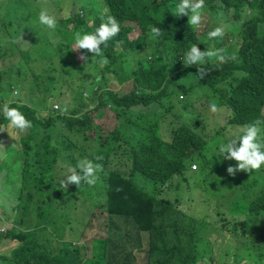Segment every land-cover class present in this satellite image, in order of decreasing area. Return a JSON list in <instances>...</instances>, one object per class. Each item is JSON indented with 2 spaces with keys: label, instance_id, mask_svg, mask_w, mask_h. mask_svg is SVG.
Returning a JSON list of instances; mask_svg holds the SVG:
<instances>
[{
  "label": "trees",
  "instance_id": "1",
  "mask_svg": "<svg viewBox=\"0 0 264 264\" xmlns=\"http://www.w3.org/2000/svg\"><path fill=\"white\" fill-rule=\"evenodd\" d=\"M50 1L54 0H24L22 4L17 0H0V56L4 58L0 65V126H8L19 134L18 138L12 137L16 141L7 147L6 157L3 158L0 153V160L4 161L0 162V166L6 169L5 166L23 160L21 183L16 195V215L4 213L14 226L0 230V246L6 241L16 246L10 252L0 254V264L107 263L106 247L101 254L93 257L98 260L97 263H88L89 260L84 259L83 245L75 246L73 251L62 250L55 247V243H59L56 241L52 250L49 245L53 246V242L45 236L49 226L56 224L52 210L57 212L56 217L63 214L56 203L61 200L58 195L66 188L60 184L61 189H57L56 181L60 180L57 167H61V162L75 166L85 158L102 165L103 169L95 186L96 195L105 197V203L99 206L94 219L105 214L113 224L114 216H123L132 219L140 231L149 232L142 250L148 253V264L217 262L218 259L212 257L213 253L231 255L234 262L253 259V255L262 258L264 239L259 241L262 246L258 247L255 240L251 245L238 249L237 244L241 236L251 240L253 220L264 222V166L252 173L238 171V177L234 179L227 173V168L234 166L236 161L220 160L214 157V152L220 143L227 141L223 131L228 124L242 127L262 115L264 0H205L202 13L210 16L208 23L213 29L222 27L225 31L221 42L208 40L206 34L197 35L196 26L188 25L187 15L177 17L173 14L181 0H99L105 9L89 15L76 1L68 0L72 11L69 16L60 19L61 26L55 34L59 39L54 41L52 49V40L47 35L39 36L36 45L33 48L31 45L32 49H29L27 20L24 24L22 21L32 20V14L34 19H39L40 11L47 10L55 17L56 28L58 17L42 7ZM34 4L40 8L38 13L33 11L28 16L23 12L27 6L32 10ZM243 9L249 10L245 16L242 15ZM105 10L118 20L121 32L109 40L106 47L101 45L100 56L80 49L87 60L82 59L83 63L79 64L76 51H72L75 35L78 32H95ZM227 14H232V19H226L224 15ZM132 23L139 29L134 38L129 36ZM220 23L222 26H217ZM153 25L163 30L159 38L151 37L150 26ZM7 34L12 39L7 38ZM228 34L232 36V41L226 42ZM13 40L16 42L15 51L6 49ZM193 44L201 51H207L208 45L214 49L223 48L225 55L236 53L237 60L223 65L214 60L207 62L203 67L208 73L200 79L196 66L183 65L182 59ZM143 47L151 53V60L138 64L133 54ZM63 51L74 58L72 67H58L56 64L57 54ZM102 57L108 58L107 65L99 62ZM129 57L133 58L128 60ZM238 72L247 75L238 78L234 75ZM19 74L24 76L22 81L27 89L35 86L37 91L47 90L39 107L21 102L19 97L14 96L10 82L4 81L5 78H17ZM111 75L121 85H128L129 91L115 89L111 85ZM56 81H67L72 96L78 95L74 108L62 104L60 109H53L50 98L63 94L62 90L57 89L54 93L49 89ZM196 84L207 87L219 106L226 108L227 112L222 117L223 128L214 136V139H220L219 142L208 148L210 142L208 144L199 131L204 124L200 126L197 121L180 122L171 128V133L168 132L164 140L160 132L152 134L150 130H147L150 137L144 141L136 139L142 136V132L133 123L144 117V108L156 104L160 113L164 114V110L172 108L160 107L164 97L173 92L187 95V90L183 91V88L192 89ZM3 86L8 90L4 92ZM7 94L15 99H6ZM6 104L18 108L32 122V127L23 133L11 128L2 111ZM65 107L67 112L62 114ZM183 110L187 112L188 106H184ZM184 111L179 110L175 115L180 117ZM113 112L119 121L123 119L113 129L118 144L101 162L98 157L101 146L96 145L92 149L87 146L89 132H99L100 117ZM64 114L79 116L66 119ZM153 126L157 123L154 122ZM261 129V139H264V124ZM3 140L0 136V144ZM120 156L124 157L123 166L127 173L113 166ZM208 159L216 167L211 173L213 180L208 179L209 175L201 179L205 184L204 190L216 200L209 221L206 220L209 215L206 211L202 215H194L189 209H182V202L190 197L191 164L195 162L202 168L207 165ZM218 172H224L225 179L219 178ZM141 178L144 181L142 184L137 182ZM87 190L94 194L92 186L88 185ZM3 222L0 215V224ZM208 222L211 224L210 233L206 229ZM258 229L264 232V227ZM230 233L231 237H228ZM96 237L103 239L100 233ZM106 242L104 239L100 244ZM115 259L110 264H115ZM220 259V264H228L223 257Z\"/></svg>",
  "mask_w": 264,
  "mask_h": 264
},
{
  "label": "rangeland",
  "instance_id": "2",
  "mask_svg": "<svg viewBox=\"0 0 264 264\" xmlns=\"http://www.w3.org/2000/svg\"><path fill=\"white\" fill-rule=\"evenodd\" d=\"M18 3H24V0H17ZM76 1L83 9L86 11V15H89L91 13H97L101 12L105 9V6L99 1V0H73ZM49 4L42 7L44 9H49V11L53 12L58 17V25L55 29H48L46 26L41 25L39 23V19H34V16L32 14V20L24 19L22 23L27 20V34H26V41L29 42V49H32L36 45V41L39 38V36L43 37L47 35L50 40H52L51 43V49L53 47V43L56 38V33L58 28H60L61 23L60 19L65 18L71 14L72 8L70 7V1L68 0H54L48 2ZM29 11H31L28 8ZM40 8L34 4L33 11L39 12ZM242 15L245 16L247 13H249L248 9H243ZM234 11V10H232ZM235 12V11H234ZM36 15V14H35ZM226 19H232V14L224 15ZM210 16L208 14L202 13V21L201 24L196 26V34L197 35H204L209 31H211L213 28L211 27L210 23H208V19ZM34 19V20H33ZM24 26V25H23ZM217 26H222V24H218ZM37 31V32H36ZM136 31H139L136 24L132 23V32L129 34L131 38H134L136 36ZM82 34V33H81ZM228 39H226V42L232 41V36L228 34ZM9 39H12L10 35L7 34L6 36ZM224 37V36H223ZM222 38H215L211 41L215 42H221L223 40ZM147 40L150 41V38L148 37ZM75 43V39L73 41ZM15 41L13 40L12 43H8V47L6 49L11 50L13 49L15 45ZM32 45V48H30ZM208 49H213L212 45L207 46ZM77 53V62L79 64L83 63V60L81 59V52L80 49L76 50ZM147 56H150L151 53L146 51ZM5 55V54H4ZM136 56L138 57V64H142L144 57L143 52L136 53ZM134 57V54H133ZM133 57H129L128 60H131ZM3 56H0V65L3 62ZM57 65L58 67H72L75 63L74 58L71 57L66 51H63L62 54L58 55L56 57ZM111 85L119 91L128 92L129 86H124L119 83V81L113 76ZM120 77V76H119ZM21 79H24V76L19 74L17 78L12 77V79L4 81H9L11 84V88H14V90L18 93H14V96H17L20 98V101L23 103H29L30 105H33L35 107H39L42 104V101L45 99V93L40 92L36 90L35 86H30V89H27V86H24L25 84L21 81ZM4 87V92L7 91V87ZM33 89V90H32ZM49 89L53 91L54 93L57 91V89L62 90L63 94L60 97H51L50 103L53 106V109L55 110L54 106H58L57 108L60 109L62 104H65L67 108H74L75 106V99H78V95L72 96L71 90L67 88V81H56L52 85L49 86ZM187 90L188 94L183 95L182 93L179 95L174 94V92L171 95H168L165 98L164 103L159 104L161 108L163 106H169L170 111H165L164 114L160 113L158 107L156 104L151 105L148 108H144V117H141V120H137L133 123V125L141 128L138 129L142 132L141 137H136L139 141H144L148 137H150V134L147 130H150V132H160L162 139L164 140L167 137L168 132L171 133V128H174L175 126H178L180 122H198L201 126V124H204L199 131L203 133L204 139L208 141V144L210 142V145L208 148L213 147L217 142L220 141V139H214L215 133L218 130H221L223 128V122L222 117L227 112L225 107H220L218 100L214 97L213 94L210 93V90L207 87L198 86L197 84L195 86L188 89H184L183 91ZM32 95V98L29 99ZM12 97V99H15V97ZM184 96V97H183ZM12 100L8 94L6 99ZM182 98L184 100H182ZM29 99V100H28ZM163 99V98H162ZM28 100V101H27ZM215 102L218 106V110L216 112H212L210 110V104ZM184 106H188V111L185 112L183 110ZM56 109V110H58ZM179 110H182V114L180 113V117H177V112ZM129 115H133L134 117H137L138 114L136 113H130ZM66 116V119L71 117V119H76L79 115H71V114H64V118ZM115 118V119H114ZM260 120H264V108L262 111V115L259 118ZM173 120V121H172ZM123 121V119H122ZM116 117V115L113 113H107L105 116H101L100 120L98 121L100 125L99 132L97 131H90L89 137L90 141L87 142V146L90 147V149L94 148L96 145L101 146V149L99 151L98 157L100 158V161L102 162L105 157L112 152V150L117 147L118 139L115 138L116 132L113 131V129L119 125L120 122ZM157 123V126H153V123ZM169 122V123H168ZM172 123V124H171ZM173 125V126H172ZM7 127L8 126H4ZM159 131H158V129ZM152 128V130H151ZM241 128V126L232 127L229 124L224 128L223 133L225 134V139L227 140L229 137H231L233 134L237 133L238 130ZM8 132L6 131H0V136L4 138L2 145L0 146V153L3 154V158L6 157V150L7 147L12 143L15 142L13 138H18L19 134L15 131L8 128ZM129 131V128H128ZM7 134V137H6ZM10 137L9 140L8 138ZM13 137V138H12ZM95 138H98L96 141ZM264 141V139H262ZM94 152V151H92ZM75 154V152H74ZM76 155V154H75ZM208 155H210L208 153ZM126 157L125 155H123ZM120 156L117 157L116 160L113 163V166L116 169L125 170L124 164V157ZM63 157H65V154H63ZM222 160V159H220ZM0 162H4L3 160H0ZM230 162V161H229ZM107 163V160L106 162ZM23 165V160L20 159L19 161L15 162L13 165L5 166L6 169H3V167L0 166V215L3 217L4 222L0 224V230H5L8 227L14 226L13 221L11 219L6 218L4 213H7L11 216L16 215V209L15 206L17 204V197L20 187V176H21V168ZM61 167H57V171L59 173V178L66 179L64 177L67 174H70L69 169L74 167L69 165V163H60ZM263 167V166H262ZM215 164H212L209 159L207 162V165L205 167L199 168L197 166V163L193 162L191 164V171L189 175V195L190 197L182 202V209L185 211V209H189L192 214L194 215H202L205 211L209 214L206 218V220H210V215L212 214L214 204L216 200L212 198L206 190H204L205 184L202 183L201 179L208 176V179L213 180V175L211 173H214ZM127 173V171H126ZM194 174V175H192ZM100 174L98 173V177ZM217 176L221 179H225V173H217ZM232 178L237 179L238 173L235 176H232ZM59 180V181H60ZM98 180V179H97ZM57 180V189L60 190L61 186L60 183ZM138 183H144V181L140 179H137ZM98 183V182H96ZM88 185L85 183H82L80 187L78 188L74 184H69L64 191V193H61L58 195V197L61 199L56 205H58V209L61 207V210L63 212L62 215L59 217H56L57 212L53 209L54 212L52 214V217L54 216L56 219V224H51L49 226L48 230L49 232L45 234V236L48 238L50 242H53V246L49 245V248H52L54 250V242L58 241L59 243H55L56 248H60L62 250L68 249V250H75L76 247H80L83 245V255L84 259L89 260L88 263H97V259H93L94 256L101 254L104 248L106 247V253H107V263L110 264V262L113 261V258L116 257L115 262L116 263H122V264H148L147 259V252H145V255L141 253V250L143 249V242L142 237L146 236L148 237L149 232H142L137 227L136 224L132 221L130 218H125L123 216L113 217V224L109 222V217L104 215H101L99 219H94V215L99 211V206H102L103 203H105V197H100L99 195H96L97 193V187L94 185L92 188H94V194L90 190H87ZM71 188V189H70ZM91 188V186H90ZM145 188H147L145 186ZM107 192V191H106ZM105 192V193H106ZM151 191L149 190V193ZM58 193V192H57ZM64 198L66 200L64 201ZM69 200V201H68ZM223 201H225L223 199ZM55 202V201H54ZM190 207V208H189ZM224 207H227L224 205ZM204 217V216H203ZM94 219V221H91ZM202 219V217L200 218ZM252 226H254L253 229V235L251 236V240L247 238H243L242 236L239 238L238 247H247L252 244L253 240L256 241L255 246H262L260 240L264 239V232L261 233V231L258 229L259 227H264V222L262 220H253ZM94 227V228H93ZM207 233L211 232V224L208 222ZM100 233L103 235V239L100 237H96V234ZM94 234V235H93ZM209 236V234H208ZM228 237H231V233L228 235ZM212 238V235L210 239ZM106 240V244H100L101 241ZM16 244L10 243V242H4L0 246V254L10 252V250L15 247ZM76 246V247H75ZM221 248V247H220ZM236 249V250H237ZM240 252H242L240 250ZM81 253V251H80ZM212 257L214 259H218L217 262H211L207 261L204 264H220L219 261L221 260L220 257H223V260L227 261L228 264H264V256L262 258L257 257L256 255H253V259L248 258L249 260L244 261H238L234 262L231 255L223 254L222 256H218L216 253L212 254ZM101 262H104V259H101ZM115 263V264H116Z\"/></svg>",
  "mask_w": 264,
  "mask_h": 264
},
{
  "label": "clouds",
  "instance_id": "3",
  "mask_svg": "<svg viewBox=\"0 0 264 264\" xmlns=\"http://www.w3.org/2000/svg\"><path fill=\"white\" fill-rule=\"evenodd\" d=\"M27 7H24L23 12L28 16H31L32 10L28 7L31 10L29 11ZM204 8L205 0H181L176 6V11L173 14L177 17L187 15L188 25L198 26L201 24L202 10ZM101 21L99 27L96 28L93 33H76L75 46L72 51L86 49L93 53L94 56L101 55V45L106 47L108 41L117 37L121 32L120 23L114 16L108 15L107 10L101 15ZM39 23L46 26L48 29H54L56 26V19L54 16L50 15L47 10H41L39 13ZM150 33L151 37L155 39L162 36L163 30L160 27L153 25L150 26ZM224 35V29L222 27H216L207 33V38L208 40H212L215 38H222ZM58 39L59 38L56 37L55 42H57ZM12 50L15 51L14 48ZM138 52H143V61L151 60V55L147 56L146 50L143 47L134 52V58H136L137 61L139 60L136 56V53ZM224 53L225 50L223 48L201 51L196 44H193L182 59L183 65L186 67L196 66L200 79H203L208 73L205 67H203L207 62L214 60L218 65H223L230 60H237L236 53H233L230 56L225 55ZM81 59L86 61L87 57L82 54ZM99 62L103 65H107L109 60L107 57H102ZM234 75L238 78H243L247 73L238 72L234 73ZM11 90L14 93L16 92L14 88H11ZM57 107L54 106V108L58 109ZM210 110L212 112L218 110V106L215 102L210 104ZM2 111L5 119L9 121V126L11 128L17 129L19 132L23 133L32 127V122L27 119L18 108L9 107L6 104ZM64 112H67L66 107L63 109L62 114ZM262 124H264V120L257 119L250 124L242 126L237 133L229 137L226 142L220 143L215 149L214 157L222 160L236 161L234 166H228L227 173L229 175L235 176L236 173L241 170L252 173L255 170H260L262 166H264V141L261 139ZM0 131H6L10 135L7 127L0 126ZM237 142H239L238 146ZM0 146L3 145L0 144ZM102 170V165L94 163L87 158L81 159L74 167L69 169L70 174L64 176L66 179H61L59 183L64 188H67L69 184H74L79 188L82 183L94 186L98 179V173Z\"/></svg>",
  "mask_w": 264,
  "mask_h": 264
},
{
  "label": "crops",
  "instance_id": "4",
  "mask_svg": "<svg viewBox=\"0 0 264 264\" xmlns=\"http://www.w3.org/2000/svg\"><path fill=\"white\" fill-rule=\"evenodd\" d=\"M142 238H143V239H142V242H143L144 240H146V239H147V237H146V236H143ZM143 249H144V243H143ZM143 249H142V250H143ZM142 250H141V253H142L143 255H145V252H144V251H142ZM145 256H146V255H145Z\"/></svg>",
  "mask_w": 264,
  "mask_h": 264
},
{
  "label": "water",
  "instance_id": "5",
  "mask_svg": "<svg viewBox=\"0 0 264 264\" xmlns=\"http://www.w3.org/2000/svg\"><path fill=\"white\" fill-rule=\"evenodd\" d=\"M47 188L49 187V185L48 186H46Z\"/></svg>",
  "mask_w": 264,
  "mask_h": 264
}]
</instances>
